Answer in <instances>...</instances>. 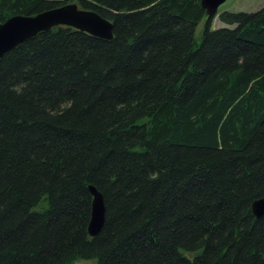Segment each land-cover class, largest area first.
I'll return each instance as SVG.
<instances>
[{"label":"trees","instance_id":"obj_1","mask_svg":"<svg viewBox=\"0 0 264 264\" xmlns=\"http://www.w3.org/2000/svg\"><path fill=\"white\" fill-rule=\"evenodd\" d=\"M69 4L113 39L0 59V264H264V6L199 42L200 0H0V25Z\"/></svg>","mask_w":264,"mask_h":264},{"label":"water","instance_id":"obj_2","mask_svg":"<svg viewBox=\"0 0 264 264\" xmlns=\"http://www.w3.org/2000/svg\"><path fill=\"white\" fill-rule=\"evenodd\" d=\"M201 7L208 19L217 16L219 8L227 0H200ZM70 27L88 33L98 39L111 41L114 37L113 24L102 18L97 12L81 9L77 4L64 5L36 16H14L0 25V59L23 42L40 33L57 27ZM92 215L89 235L93 238L102 231L106 220L103 196L93 187ZM253 212L259 219L264 217V199L254 203Z\"/></svg>","mask_w":264,"mask_h":264},{"label":"rangeland","instance_id":"obj_3","mask_svg":"<svg viewBox=\"0 0 264 264\" xmlns=\"http://www.w3.org/2000/svg\"><path fill=\"white\" fill-rule=\"evenodd\" d=\"M264 6V0H227L225 4H223L218 11V14L216 17L212 19H208L206 16L202 23L199 25V27L196 30V40L197 42L200 41L201 35L206 28V25L208 21L211 23V28L213 30L222 29V28H230L233 29L234 26H229L225 23H222L219 19V15L225 11L229 12H246V13H252L259 11ZM75 264H95L93 261H83L80 260L76 262Z\"/></svg>","mask_w":264,"mask_h":264}]
</instances>
